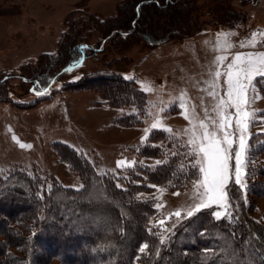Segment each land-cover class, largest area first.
<instances>
[{
	"label": "rangeland",
	"instance_id": "obj_1",
	"mask_svg": "<svg viewBox=\"0 0 264 264\" xmlns=\"http://www.w3.org/2000/svg\"><path fill=\"white\" fill-rule=\"evenodd\" d=\"M123 1L0 0V83H3L6 96L0 101L1 173L21 168L48 180L55 178L64 186L79 188L82 186L80 176L57 152L61 143L82 152L102 173L126 175L138 164L155 166L157 161L161 163L172 154H180L181 165L193 168L194 157L186 155L189 149L185 146L187 136L184 134V130L193 124L190 123L191 117L185 119V112H195L199 118L195 121L197 125L199 120H204L211 127L205 110L208 117H216L212 109L221 97H225L226 77L223 73L228 64L236 55L264 53V0H226L241 14L239 21L228 26L227 22L216 19L204 8L198 21L203 28L200 32L188 38L170 40L151 52L146 51L148 48L144 44L136 45L125 53L126 57L118 66L109 61L122 54L112 39L103 40L104 35L96 23L117 15L118 6ZM198 3L212 4L210 0H199ZM89 15L96 23L81 25L79 22L87 21ZM166 21L163 12L154 16V22L160 26ZM70 22L79 24L76 30L78 41L102 42L105 49L92 55L81 67L64 74L58 83L45 91L47 94L39 98L28 92L27 84L20 78L12 75L33 73L41 62L48 60L46 55H56L64 34L66 38L69 36ZM225 33L228 35H223ZM217 57L225 59L217 62ZM116 68L127 79L137 81L147 93V115L141 125L126 126L117 122V117L131 111L110 106L98 92L69 87L94 71L108 72ZM216 70L222 75L214 80L210 72ZM5 75L12 77L1 81ZM210 80H214L215 88L207 83ZM254 83L261 98L250 107L245 106L255 116L249 121L245 137L244 170L247 174L242 175L244 187L230 180L226 189L229 206L220 209L214 204L212 209L202 210H219L222 218L235 220L232 197L235 191L250 217L261 227L264 237V194L259 193L264 190V155L250 157L254 135L264 133V96L258 87V84H264V78L256 77ZM42 88L40 86L34 92L40 93ZM213 91L218 93L215 98L209 95ZM181 98L184 109L174 106H179ZM227 111L234 113L235 110L229 108ZM157 118L161 124L153 129L151 125ZM232 127H235L234 118ZM165 128L172 131H165ZM155 130L164 131L172 139L171 143L163 140L151 144L163 148L164 157L161 158L141 154V148L150 143L149 136ZM21 144L31 147L22 148ZM117 161H124V166L117 167ZM232 164L234 160L230 161ZM196 179L197 175L180 181L179 188L150 182L147 184L149 191L139 194L141 198L150 199L155 207L149 227L165 238L164 243L179 226L197 214L186 216L187 210L199 203L193 196V181ZM177 211L181 213L179 217L173 215ZM47 264H58V261L55 259Z\"/></svg>",
	"mask_w": 264,
	"mask_h": 264
},
{
	"label": "trees",
	"instance_id": "obj_2",
	"mask_svg": "<svg viewBox=\"0 0 264 264\" xmlns=\"http://www.w3.org/2000/svg\"><path fill=\"white\" fill-rule=\"evenodd\" d=\"M198 1L124 0L113 17L96 23L89 15L87 21L78 22L96 23L103 40L114 41L122 56L109 62L120 65L125 53L136 45L144 44L146 51L151 52L170 40L200 32L203 28L198 21L204 8L216 19L227 22V26L241 19V14L226 0H210L211 5H200ZM158 12L167 16L164 25L154 22ZM68 25L71 31L68 38L65 34L62 37L56 55H46L48 60L33 73L12 75L39 98L69 72L66 68L77 69L105 49L102 42L78 41L79 24ZM12 76L5 75L1 81ZM2 84L0 101L6 97ZM40 86L43 88L38 95L34 91ZM69 87L94 90L110 106L130 110L116 118L122 125H141L147 115L146 91L134 79L124 77L118 68L94 71ZM258 87L264 96V84ZM163 140L172 142L167 133L155 130L141 154L164 157L162 147L151 145ZM57 152L80 176L81 187H67L55 178L48 180L21 168L9 172L7 169L5 174L0 171V264H47L55 259L58 264H250L258 259L257 250L264 254L262 229L235 191V220L217 221L209 215L211 211L202 210L179 226L167 242L160 243L159 234L149 227L155 207L139 194L149 191L150 182L179 188L180 181L195 178L196 170L182 166L180 154H172L155 166L138 164L124 175L99 172L87 156L68 144L58 145ZM261 155L264 133L254 135L250 150L252 158ZM259 193L263 195L264 190ZM143 243L149 247L140 253Z\"/></svg>",
	"mask_w": 264,
	"mask_h": 264
},
{
	"label": "snow or ice",
	"instance_id": "obj_3",
	"mask_svg": "<svg viewBox=\"0 0 264 264\" xmlns=\"http://www.w3.org/2000/svg\"><path fill=\"white\" fill-rule=\"evenodd\" d=\"M227 36L228 34H223ZM255 35V34H253ZM243 42L241 47H243ZM230 47V45H229ZM225 57H217V62L224 60ZM71 69L66 68L65 71ZM222 73L219 70L210 72V76L215 79L219 78ZM225 79V97H221L213 106L212 111L216 113V117H208L207 109L205 116L210 121L206 123L199 120L197 125L195 121L199 118L195 112H185V119H190L192 127L184 130L187 136L186 147H188L187 156L194 157L192 167L196 170L197 179L193 181V196L199 200V203L187 210L186 216L191 217L202 209H212L213 205H217L220 209H226L228 193L226 191L229 181L244 187L242 175H246L245 169V153L247 150L246 133L248 132V124L251 118L255 116L253 111H247L245 106L260 99L254 80L256 77L264 78V53H248L246 55H236L233 62L229 63L226 71L223 73ZM214 80L209 83L213 88L216 87ZM149 91L151 89H148ZM38 95L40 93H37ZM209 95L214 98L218 96L216 91L210 92ZM179 107L185 108V103L181 98ZM234 109V113H230L227 109ZM235 121L233 129L232 122ZM264 122V121H262ZM161 124L160 119H155L151 125L156 129ZM165 131L171 132L169 128ZM147 131V129H146ZM264 131V129H262ZM15 139V137L13 138ZM235 145V147H234ZM20 147H31V145L21 144ZM234 160V164L230 165V161ZM157 164L160 161L156 162ZM124 161H117V167L124 166ZM119 187V185H117ZM159 207V205H157ZM173 215L179 217L181 213L177 211ZM209 215L217 221L222 219L221 211L212 210ZM231 219L230 214L228 216ZM163 223V222H161ZM155 235V233H153ZM164 237L160 236V243H164ZM149 247L147 243H143L138 251L144 253ZM207 252V250H206ZM257 260H251L250 264H264V254H260L257 250Z\"/></svg>",
	"mask_w": 264,
	"mask_h": 264
},
{
	"label": "crops",
	"instance_id": "obj_4",
	"mask_svg": "<svg viewBox=\"0 0 264 264\" xmlns=\"http://www.w3.org/2000/svg\"><path fill=\"white\" fill-rule=\"evenodd\" d=\"M139 85H140V84H139ZM174 106H177V107H179L178 105H174ZM174 106H173V107H174Z\"/></svg>",
	"mask_w": 264,
	"mask_h": 264
}]
</instances>
